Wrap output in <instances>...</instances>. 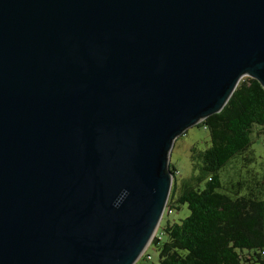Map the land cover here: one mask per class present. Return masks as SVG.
Segmentation results:
<instances>
[{"label": "water", "instance_id": "water-1", "mask_svg": "<svg viewBox=\"0 0 264 264\" xmlns=\"http://www.w3.org/2000/svg\"><path fill=\"white\" fill-rule=\"evenodd\" d=\"M244 77L264 0H0V264H137Z\"/></svg>", "mask_w": 264, "mask_h": 264}, {"label": "trees", "instance_id": "trees-1", "mask_svg": "<svg viewBox=\"0 0 264 264\" xmlns=\"http://www.w3.org/2000/svg\"><path fill=\"white\" fill-rule=\"evenodd\" d=\"M201 124L210 146L194 150V174L178 183L170 163L166 212L185 205L189 215L160 224L150 246L159 264H264V165L251 149L255 137L264 141V87L244 77L224 109ZM232 166L236 171L224 174Z\"/></svg>", "mask_w": 264, "mask_h": 264}, {"label": "rangeland", "instance_id": "rangeland-1", "mask_svg": "<svg viewBox=\"0 0 264 264\" xmlns=\"http://www.w3.org/2000/svg\"><path fill=\"white\" fill-rule=\"evenodd\" d=\"M210 146V136L208 130L201 124H197L188 128L174 142L170 153V163L176 167L178 174L175 179L178 183L182 180L190 178L194 174V150L197 153L203 152ZM252 151L257 157V160L264 165V141L263 138L254 139ZM237 166L228 168L224 174H233ZM189 215L187 206L177 205L172 209L171 213L165 212L162 219V226L169 223H179ZM161 226V225H160ZM146 253L150 255L151 260L145 261V264H159V253L154 247L149 246ZM138 262L142 263V259Z\"/></svg>", "mask_w": 264, "mask_h": 264}, {"label": "built area", "instance_id": "built-area-1", "mask_svg": "<svg viewBox=\"0 0 264 264\" xmlns=\"http://www.w3.org/2000/svg\"><path fill=\"white\" fill-rule=\"evenodd\" d=\"M170 212V211H169ZM262 254H263V257H264V252H262ZM148 259H151V257H148Z\"/></svg>", "mask_w": 264, "mask_h": 264}]
</instances>
